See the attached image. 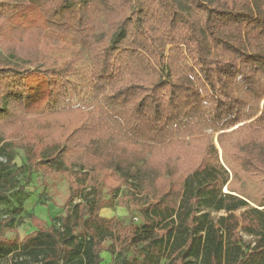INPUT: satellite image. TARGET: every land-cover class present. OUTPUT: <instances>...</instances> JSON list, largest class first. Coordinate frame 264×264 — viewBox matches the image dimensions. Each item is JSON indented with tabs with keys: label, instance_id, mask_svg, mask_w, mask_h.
Segmentation results:
<instances>
[{
	"label": "trees",
	"instance_id": "1",
	"mask_svg": "<svg viewBox=\"0 0 264 264\" xmlns=\"http://www.w3.org/2000/svg\"><path fill=\"white\" fill-rule=\"evenodd\" d=\"M48 30L83 43V82L40 63ZM15 150L69 196L0 264H264V0H0V171ZM100 185L128 187L126 224Z\"/></svg>",
	"mask_w": 264,
	"mask_h": 264
},
{
	"label": "rangeland",
	"instance_id": "2",
	"mask_svg": "<svg viewBox=\"0 0 264 264\" xmlns=\"http://www.w3.org/2000/svg\"><path fill=\"white\" fill-rule=\"evenodd\" d=\"M39 61L48 67H59L74 61L81 74L80 81L83 82V79L85 80L89 76L90 64L83 43L53 30H48L43 34L39 46ZM214 145L218 150L219 159L222 161L221 150L218 147L216 138H214ZM0 163H6L3 156H0ZM24 164V154L19 150H15L12 164L0 171V220L8 216H14L15 218V222L1 230L0 235L12 240H21L38 229L37 225L29 221L28 216L30 214L34 215L41 227L51 225L53 219L63 215L64 205L69 196L67 182L61 177L44 178L41 174H29L27 169L16 172ZM7 184L10 185L9 188L5 187ZM127 190L128 187L125 186L118 193H113L111 188L100 185L101 200L105 203L104 207L98 212L100 218L106 221L111 219L115 222L121 221L123 225L128 222L127 212L118 204L120 199L117 200L122 197V192L126 193ZM223 191L226 192L227 190L224 188ZM109 199L113 202L111 208L108 204ZM75 202L79 201L75 200ZM246 209L247 207L241 210ZM200 211L210 212L214 217L223 214L222 212L214 213L203 207ZM18 218L23 219V223L20 225H18ZM135 219L139 221V217ZM114 227H116V223ZM109 244L107 242L106 246ZM101 257L103 259L101 264H111V257L108 253L103 252Z\"/></svg>",
	"mask_w": 264,
	"mask_h": 264
},
{
	"label": "water",
	"instance_id": "3",
	"mask_svg": "<svg viewBox=\"0 0 264 264\" xmlns=\"http://www.w3.org/2000/svg\"><path fill=\"white\" fill-rule=\"evenodd\" d=\"M220 161H221V159H220ZM222 162V161H221Z\"/></svg>",
	"mask_w": 264,
	"mask_h": 264
}]
</instances>
